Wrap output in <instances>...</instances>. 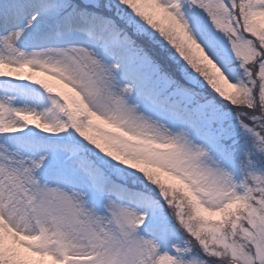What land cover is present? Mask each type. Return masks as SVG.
Segmentation results:
<instances>
[{"label":"snow or ice","instance_id":"obj_1","mask_svg":"<svg viewBox=\"0 0 264 264\" xmlns=\"http://www.w3.org/2000/svg\"><path fill=\"white\" fill-rule=\"evenodd\" d=\"M0 264H264V0H0Z\"/></svg>","mask_w":264,"mask_h":264}]
</instances>
